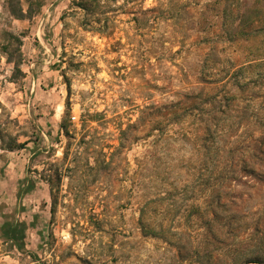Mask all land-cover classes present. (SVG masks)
Listing matches in <instances>:
<instances>
[{"label": "rangeland", "instance_id": "obj_1", "mask_svg": "<svg viewBox=\"0 0 264 264\" xmlns=\"http://www.w3.org/2000/svg\"><path fill=\"white\" fill-rule=\"evenodd\" d=\"M56 3L0 31V264H264V0Z\"/></svg>", "mask_w": 264, "mask_h": 264}, {"label": "crops", "instance_id": "obj_2", "mask_svg": "<svg viewBox=\"0 0 264 264\" xmlns=\"http://www.w3.org/2000/svg\"><path fill=\"white\" fill-rule=\"evenodd\" d=\"M11 1L12 0H5L0 4V31H2L4 28L9 29L13 32H18V36L21 39V45H20V54L24 52L25 46H26V39L32 38L33 40H36V32L39 34L41 29L44 30L48 26L49 18L44 19L43 15L46 14V11L51 5L46 4L47 0H25L26 3L21 2L20 0H16L18 2V12H14L11 7ZM67 0H57V3L54 7V12L61 13V10L64 8L63 4ZM38 3V5H36ZM36 6H35V5ZM42 16V17H41ZM50 15L48 14L47 17ZM40 18V21H36V19ZM11 25L12 28H7V25ZM34 33H31V32ZM30 37V38H29ZM24 41V43H23ZM30 46V45H29ZM30 53H34L35 50L30 46ZM30 57V56H29ZM32 79L39 80L38 77L35 76V72L32 71ZM36 77V78H35ZM32 83V90L36 93L40 90V82L34 81ZM5 106L3 104H0V115L2 112H5ZM21 115L19 119L25 118V121H29L28 114L32 109L29 105H21ZM40 109H36V111H39ZM24 113V114H23ZM25 115V116H24ZM54 115V114H53ZM36 122L39 123L41 126V129L43 130V126L46 128H49L50 125V118H44V117H38L36 118ZM29 141V138H26V140L23 143H27ZM16 142L18 140L16 139ZM13 151H8L4 147H2V142L0 139V157L5 154H11ZM4 168V170H3ZM7 169L6 164H0V172L3 170L5 171ZM9 190L10 184L8 186H5L3 190Z\"/></svg>", "mask_w": 264, "mask_h": 264}, {"label": "trees", "instance_id": "obj_3", "mask_svg": "<svg viewBox=\"0 0 264 264\" xmlns=\"http://www.w3.org/2000/svg\"><path fill=\"white\" fill-rule=\"evenodd\" d=\"M0 139L2 142V147H4L8 151H13L14 149H22L26 143H23L20 146H17L13 148L12 146L6 145L0 135ZM1 238L4 241L5 244L9 245L8 250L9 252L12 250H16L18 252H23L24 251V245H23V240L25 238V231L26 228L25 226H20L19 224H10V223H4L2 225L1 229ZM31 257V260H33V264H37L36 257L34 256H29ZM246 264H258V262H246Z\"/></svg>", "mask_w": 264, "mask_h": 264}]
</instances>
